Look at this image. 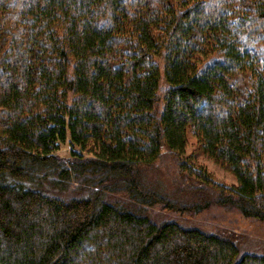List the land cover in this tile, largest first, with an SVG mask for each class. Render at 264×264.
<instances>
[{
    "label": "trees",
    "instance_id": "obj_1",
    "mask_svg": "<svg viewBox=\"0 0 264 264\" xmlns=\"http://www.w3.org/2000/svg\"><path fill=\"white\" fill-rule=\"evenodd\" d=\"M163 149L264 224V0H0V264H264L151 218L200 208L146 182Z\"/></svg>",
    "mask_w": 264,
    "mask_h": 264
},
{
    "label": "rangeland",
    "instance_id": "obj_2",
    "mask_svg": "<svg viewBox=\"0 0 264 264\" xmlns=\"http://www.w3.org/2000/svg\"><path fill=\"white\" fill-rule=\"evenodd\" d=\"M182 159L195 168L205 170L216 185L230 187L237 184L234 176L200 154L195 139L189 135ZM177 161L175 156L163 149L159 161L146 171L145 180L179 204L185 201L195 204L200 198V208L197 212L189 210L179 214L172 210L162 211L156 206L148 212L151 218L156 222L175 221L185 226H195L210 233L230 234L236 239L240 256L264 254V224L243 218L234 208L216 205L213 202L216 198L213 188L186 179L178 172Z\"/></svg>",
    "mask_w": 264,
    "mask_h": 264
}]
</instances>
